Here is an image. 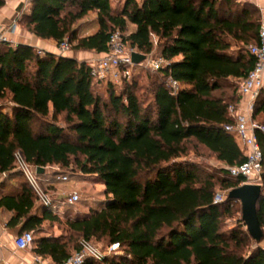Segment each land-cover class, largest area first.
Masks as SVG:
<instances>
[{"label": "trees", "instance_id": "obj_1", "mask_svg": "<svg viewBox=\"0 0 264 264\" xmlns=\"http://www.w3.org/2000/svg\"><path fill=\"white\" fill-rule=\"evenodd\" d=\"M91 13L98 28L80 36L78 25ZM17 22L40 39L67 40L74 52L100 54L118 29L130 47L144 54L156 47L169 60L152 81L151 101L142 103L133 83L120 94L109 87L102 101L85 61L0 41V174L21 177L16 192L0 196V208L12 213L7 226L36 234V255L64 264L84 239L118 243L121 254L82 264H264V247L241 219L223 229L237 200L225 195L213 203L218 187L229 191L243 182L225 169L244 156L224 127L232 122L228 105L239 101L238 83L254 65L247 46L257 42L260 12L253 3L123 0L116 8L111 0H30ZM168 75L181 85L175 95ZM253 117L264 124L262 90ZM257 137L262 173L256 212L264 239V135ZM17 150L33 168H43V184L53 188L62 174L47 168L73 166L103 185L104 200L61 220L14 171ZM200 150L223 164L220 175L187 159ZM45 222H58L68 235L43 234Z\"/></svg>", "mask_w": 264, "mask_h": 264}, {"label": "built area", "instance_id": "obj_2", "mask_svg": "<svg viewBox=\"0 0 264 264\" xmlns=\"http://www.w3.org/2000/svg\"><path fill=\"white\" fill-rule=\"evenodd\" d=\"M5 2L8 0H4ZM241 1V0H238ZM26 3L18 12V17L28 7ZM260 22L258 27L257 42L247 46L248 52L254 58V65L248 72L247 76L239 81L237 93L239 101L234 104H229L227 112L232 118V122L225 125V131L232 133L243 152L244 160L232 166H226L225 169L232 177H241L242 184H261L262 173V150L257 134L264 135V124L258 122L253 117L255 101L258 98L260 91L264 87V8H259ZM16 19L13 21L15 25ZM156 43V36H152ZM6 37L0 31V41H5ZM70 45L67 40H64L58 45L60 54L68 51ZM39 54L43 51L37 49ZM133 52L142 53L136 48L130 47L124 41L122 33L118 29H113L108 38L107 50L101 53L99 57L90 59L86 62L92 77L96 80L111 79L119 81L127 79L132 69L135 66L145 67L151 71L158 72L169 64V60L161 54L154 55L153 51L145 54V59L139 63H134L131 59ZM166 85L170 92L175 95L180 89L179 81L168 75L165 78ZM14 171L21 173L33 190L40 204L48 207L53 212L64 214L61 206L75 205L80 200L78 191L73 190L68 197L63 200L55 199L48 195L43 188L42 182L35 168L29 165L22 153L17 150L14 153ZM7 177V173L0 174V183ZM56 180L59 182L68 181L67 174H58ZM225 194L216 192L213 198V203H220L224 200ZM34 235L32 231H23L14 236V246L19 250H25L32 247ZM121 254L118 243H110L105 250L100 249L91 241L82 239L80 241L79 250L72 253L64 264H82L86 258H92L100 261L106 255ZM32 264H44L39 256H36Z\"/></svg>", "mask_w": 264, "mask_h": 264}, {"label": "rangeland", "instance_id": "obj_3", "mask_svg": "<svg viewBox=\"0 0 264 264\" xmlns=\"http://www.w3.org/2000/svg\"><path fill=\"white\" fill-rule=\"evenodd\" d=\"M123 3V0H111V4L113 7H120ZM93 13L89 14L88 16L93 17ZM87 16V17H88ZM86 17V18H87ZM85 18V19H86ZM132 27L129 26V30ZM94 53V52H93ZM153 54H159V51L155 47L153 50ZM157 77V73L151 71L148 68L135 66L132 69L130 76L127 79H121L119 81L112 80L111 84L107 83V79L99 80L93 85L94 92L99 94L102 101H108L109 99V87L113 89L116 94H120L124 91L125 87H129L132 83L135 84V93L140 98L142 103H147L152 100V81ZM96 81V80H95ZM264 91V87L262 88ZM257 121H260L256 119ZM187 159L194 161L201 165L207 172L215 173L216 175L219 174V170L223 167V164L216 160L214 155L209 154L204 150H200L197 154L189 153ZM54 171H59L62 173L67 174L68 181L64 183H57L58 186L56 188H52L51 186H47L43 184L44 191L48 195H54L53 198L63 200L68 197L69 193L73 190H76L80 194V203L76 205H67L64 210V214L59 212H53L60 217L61 220L65 218H72L76 215H81L84 213H88L90 211L91 206H95L96 202L103 201L105 195L103 193L104 187L101 183H99L94 176L91 175H82L80 171H76L73 169V166L69 167L68 169L60 168L59 166H53L47 168L48 173H52ZM7 177L2 180L1 183H5L7 181ZM21 180V177L15 178V183ZM0 183V184H1ZM216 192H221L227 195L228 190H224L221 188H217ZM39 203V201H37ZM238 219H241L240 214V203L239 201H235L232 207V214L227 216L224 219V227L223 229H228L232 227ZM243 223V222H242ZM43 234L48 235H68V232L65 230L63 225H60L58 222H45L43 224ZM36 234L34 233V236ZM79 240V239H78ZM92 243L97 245L100 249L105 250L107 246V241H94L91 240ZM259 245L264 247V239L258 241ZM74 253V252H73Z\"/></svg>", "mask_w": 264, "mask_h": 264}, {"label": "crops", "instance_id": "obj_4", "mask_svg": "<svg viewBox=\"0 0 264 264\" xmlns=\"http://www.w3.org/2000/svg\"><path fill=\"white\" fill-rule=\"evenodd\" d=\"M30 0H8L0 7V31L6 37V42L11 45L18 43H24L33 46L35 49H40L45 52H51L56 55H63L68 57H75L79 61L87 62L90 59H94L100 56V53H93V51H77L74 52L71 49L59 53L58 45L51 40H43L36 37L34 34L21 28L18 24V7L21 8ZM253 3L258 9L264 8V0H241ZM20 8V10H21ZM16 19L15 25L13 21ZM98 26L93 17L88 16L78 25V31L80 36H85L94 33ZM67 182V181H66ZM57 183H64L55 181L52 184L53 188H56ZM17 183L15 178L8 179L0 188V196L4 194H12L16 192ZM80 203V200L79 202ZM77 203V204H78ZM76 205V204H75ZM65 205L61 206V210L64 212ZM11 212L3 208H0V264H32L36 255L32 251V247L25 250H19L14 246L13 238L20 233V226H7L6 223L11 216ZM44 264H51L50 259L39 256Z\"/></svg>", "mask_w": 264, "mask_h": 264}, {"label": "water", "instance_id": "obj_5", "mask_svg": "<svg viewBox=\"0 0 264 264\" xmlns=\"http://www.w3.org/2000/svg\"><path fill=\"white\" fill-rule=\"evenodd\" d=\"M131 59L134 63H139L145 59L144 53L133 52ZM37 173L43 172V168L38 167ZM261 193V184L244 183L228 191L227 197L239 201L241 207V220L245 225L248 234L255 241L262 238V230L256 212V203Z\"/></svg>", "mask_w": 264, "mask_h": 264}]
</instances>
